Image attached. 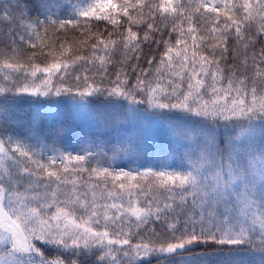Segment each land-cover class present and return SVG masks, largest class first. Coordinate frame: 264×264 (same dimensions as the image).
<instances>
[{"label": "snow or ice", "instance_id": "snow-or-ice-1", "mask_svg": "<svg viewBox=\"0 0 264 264\" xmlns=\"http://www.w3.org/2000/svg\"><path fill=\"white\" fill-rule=\"evenodd\" d=\"M0 264H264V0H0Z\"/></svg>", "mask_w": 264, "mask_h": 264}, {"label": "rangeland", "instance_id": "rangeland-1", "mask_svg": "<svg viewBox=\"0 0 264 264\" xmlns=\"http://www.w3.org/2000/svg\"><path fill=\"white\" fill-rule=\"evenodd\" d=\"M42 100L44 98H41ZM37 110V106L36 105H33L29 102H25L23 103L19 109H17V111L21 114L22 117H27V115H29L31 112L33 111H36ZM40 110L44 111L46 114L49 112V111H52L53 113L56 111V109H48L46 106L45 107H42ZM45 123H46V120H45ZM132 125L135 126V124H130L127 126V130L126 131H122L121 132V135L123 137H128V130L130 128V126ZM140 128H141V125H138ZM92 136H95L97 140H100L101 142H103L104 140V137L107 135L109 139H115L116 138V133L115 132H112L111 134L108 133V130H105V129H101L100 132H95L93 131ZM71 145H76L78 143V141L76 139H72L70 141ZM68 146V145H66ZM69 151H71V147H69Z\"/></svg>", "mask_w": 264, "mask_h": 264}, {"label": "trees", "instance_id": "trees-1", "mask_svg": "<svg viewBox=\"0 0 264 264\" xmlns=\"http://www.w3.org/2000/svg\"><path fill=\"white\" fill-rule=\"evenodd\" d=\"M141 133V128L135 124V126L132 127V125L130 126L129 130H128V137H133L135 138L138 134ZM128 137H124L125 139H127ZM147 163L148 165L150 166H154L157 162V159H156V156L153 155V156H150V157H144V156H141L140 159L136 162V163H132V164H128V161L127 159L124 161V164L127 165L128 167H131V168H137L139 167L140 163ZM127 170V167L126 169ZM143 170V169H141ZM202 251V249L198 250V254ZM211 251V250H210Z\"/></svg>", "mask_w": 264, "mask_h": 264}]
</instances>
